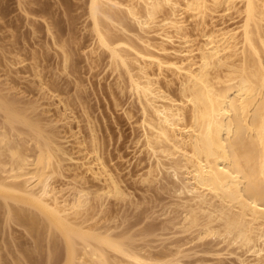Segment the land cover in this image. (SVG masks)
<instances>
[{"label":"bare ground","instance_id":"6f19581e","mask_svg":"<svg viewBox=\"0 0 264 264\" xmlns=\"http://www.w3.org/2000/svg\"><path fill=\"white\" fill-rule=\"evenodd\" d=\"M123 2L89 0L92 30L139 106L144 146L154 158L155 173L148 169L146 179L159 175L168 185L172 200L163 213H174L168 223L186 236L155 254L147 244L133 245L130 236L125 241L111 225L88 223L82 211L91 199L105 211L106 198L123 194L120 181L95 146L87 151L77 141L74 156L51 118L45 119L50 128L33 116L35 104L0 93V156L6 157L0 170L7 172L0 178V203L5 221L15 220L34 235V249L23 250L25 260L15 257V263L36 264L30 252L43 249L51 261L62 242L61 264H264V0ZM219 4L241 18L235 26L207 29L204 18ZM185 12L202 26L204 41L196 47ZM133 26L137 43L126 35ZM177 39L179 49L166 46ZM166 70L176 77L175 94L160 81ZM65 170L82 183L68 193L51 181ZM87 173L98 181L95 189L85 185ZM199 253L209 257L182 261Z\"/></svg>","mask_w":264,"mask_h":264},{"label":"rangeland","instance_id":"374dc122","mask_svg":"<svg viewBox=\"0 0 264 264\" xmlns=\"http://www.w3.org/2000/svg\"><path fill=\"white\" fill-rule=\"evenodd\" d=\"M88 2L0 0V93L15 97L21 105L35 104L37 108L33 116L38 115L42 121L51 118L52 129L58 131L57 135L66 146L74 147V156L79 148L77 141H83L87 151L96 147L106 168L120 181L123 194L106 198L102 205V208L106 205L105 211L97 199L92 198L89 207L82 211V218L91 225H111L113 232L123 234L125 241L131 237L129 242L133 245L141 247L147 244L152 253L158 254L163 246L181 241L186 235L178 233L177 228L168 223L174 213H163V206L172 200L166 188L168 185L164 187L159 175L157 178L149 177L152 180L146 179V173L154 171V158L144 146L139 106L125 75L113 70L108 54L94 37ZM211 7L213 11L204 18L207 29L214 25L235 26L241 18L233 9L224 10V4ZM184 14L192 45L196 47L204 41L202 26L196 24L199 19L188 16L187 12ZM137 32L135 28L133 33L127 32L126 35L137 43ZM116 33L123 35L120 31ZM150 38L155 43L159 39L156 34ZM166 44L169 48L179 49L181 46L178 39L175 43ZM64 52L68 58L66 64ZM160 81L163 85L168 83L171 93L177 92V80L171 71H164ZM49 120L44 121L47 122L45 125L50 124ZM4 157L1 155L0 160L6 159ZM65 162L70 163L68 160ZM6 174L0 170V178ZM20 181L21 178L14 180ZM51 181L56 189H63L62 193L74 184H82L77 179L75 181L71 170L54 174ZM83 181L91 189L99 184L90 173ZM4 216L5 209L0 203V264H16L17 258L25 260L24 251L34 249V235L15 220L5 221ZM43 226V223L38 226L40 231L45 229ZM144 228L151 232L145 233ZM46 243L44 237V247ZM59 247L51 261L47 259L45 249L41 253L33 251V255L30 252V257L36 264H61L64 256L62 242ZM108 254L116 257L110 250ZM203 256L209 257L199 253L182 261L193 262ZM226 262L231 264V261Z\"/></svg>","mask_w":264,"mask_h":264}]
</instances>
